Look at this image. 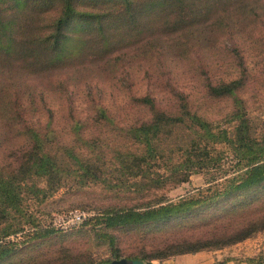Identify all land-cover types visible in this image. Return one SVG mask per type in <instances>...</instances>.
Listing matches in <instances>:
<instances>
[{
	"label": "rangeland",
	"instance_id": "374dc122",
	"mask_svg": "<svg viewBox=\"0 0 264 264\" xmlns=\"http://www.w3.org/2000/svg\"><path fill=\"white\" fill-rule=\"evenodd\" d=\"M168 1L71 0L77 14L58 29L63 0H19L14 8L0 0V174H17L35 133L52 153L67 147L81 161L66 164L52 193L32 192L46 190L44 179L21 183L18 211L2 226L17 230L4 238L20 250L12 264H108L114 251L160 264L186 255L153 259L166 242L202 236L209 217L226 215L218 206L185 208L171 223L102 225L106 213L196 199L240 174L237 159L219 146L211 151L215 169L187 170L203 140L185 128L161 134L158 149L134 169L140 150L134 126L149 117L136 100L149 97L168 111L185 97L203 121L228 133L238 101L256 135L264 134V0H205L200 8L181 0L196 15L183 25L177 16H186L184 8ZM170 2L176 16L160 14ZM140 3L143 14L133 20ZM234 80L240 81L234 95H207L210 86ZM184 175L183 183L168 181ZM75 212L83 221L62 227ZM201 253H215L214 264H264V231Z\"/></svg>",
	"mask_w": 264,
	"mask_h": 264
},
{
	"label": "trees",
	"instance_id": "16d2710c",
	"mask_svg": "<svg viewBox=\"0 0 264 264\" xmlns=\"http://www.w3.org/2000/svg\"><path fill=\"white\" fill-rule=\"evenodd\" d=\"M63 1L64 9L62 18L57 22L58 29L77 14L71 0ZM164 1L169 2L168 0H156L157 3ZM196 1L198 2L192 4L197 8L205 4V0ZM189 2L191 3L190 0ZM18 3L19 0H2L1 4H8L9 7L14 8ZM148 3H150V7L151 1H148ZM142 5L143 3L133 6L131 10L133 20L143 14L145 8ZM177 8L180 12L184 8L186 14L184 16L179 13L177 24L183 25L190 16L196 18L190 4L179 0ZM172 10L173 4L170 2L165 11H161L160 14L164 12L166 15L174 14ZM80 14L83 16V13ZM1 15L0 13V22L4 20ZM136 15L138 17H135ZM90 16L99 21L98 16ZM239 84L240 81L234 80L210 86L207 95L215 98L232 96L237 93ZM178 100L182 104L178 103L168 111L157 109L155 102L149 97L135 101L136 104L140 105V108L146 107L149 109V117L146 118V121L137 123L138 126H134L133 133L138 136L135 145L140 150L135 149L136 153L133 154V160L135 161L133 168L138 170L142 166L141 163H144V157L149 156L152 151L158 149L161 134L166 131L171 132L173 129L185 128L186 130H192L193 135L199 137L201 141L203 140L201 144L198 142L196 146V151H200L202 154L194 155V161H189L194 163L191 165V169L187 170L207 171L215 169V167L213 168V157L211 156L213 152L211 151H214V147L219 146L225 152L229 151L237 159L240 174L228 179L222 187L217 186L215 189L210 187L201 191L196 199L189 198L176 204L169 203L166 205H163V202H157L140 209V211L134 209L122 210L106 213L102 216V225L108 229H114L150 222L171 223L179 217L185 208L200 209L218 206L221 207L220 213H226L224 216L215 214L209 217L206 226L210 229L202 236L166 242L163 252L152 257L155 260H162L180 254L221 250L241 243L264 231V134L256 135L250 118L242 108H239L238 101L235 103L236 109L229 113L230 121L233 120L235 125L232 131L228 133L227 129L212 128L207 121H203L196 111H192L190 103L185 97H179ZM35 138L36 143L34 146L24 153L26 155H23L21 159L17 174H0V264H12L11 260L20 252L19 249H16L15 243L4 240L8 236L16 234L17 230L10 233L2 226L13 220L10 215L12 211H18L21 183L33 178L44 179L46 190L34 189L32 192L45 193V191H49L52 193L60 186L64 178L66 164L81 162L80 157L73 153L74 149L65 147L59 154L52 153L48 145L43 144L44 142L41 141L43 135L35 133ZM34 150L36 152H32ZM184 176L183 178L174 176L173 181H168L175 184L183 183L187 181V176ZM21 191L23 192V188ZM204 192L208 194L203 196ZM110 242L113 244L112 239H110ZM180 246H186V249L179 250ZM121 259L126 260L128 263L144 264L143 258H123L116 251H114V258L107 263Z\"/></svg>",
	"mask_w": 264,
	"mask_h": 264
},
{
	"label": "crops",
	"instance_id": "0c3cea01",
	"mask_svg": "<svg viewBox=\"0 0 264 264\" xmlns=\"http://www.w3.org/2000/svg\"><path fill=\"white\" fill-rule=\"evenodd\" d=\"M218 262V256L215 253H196L186 254L178 258L164 260L160 264H214ZM231 261H227L223 264H231Z\"/></svg>",
	"mask_w": 264,
	"mask_h": 264
},
{
	"label": "built area",
	"instance_id": "2783aa9c",
	"mask_svg": "<svg viewBox=\"0 0 264 264\" xmlns=\"http://www.w3.org/2000/svg\"><path fill=\"white\" fill-rule=\"evenodd\" d=\"M83 216L84 215L79 212L69 213L62 220L61 226L64 228H68V227H72L75 225H79L83 221Z\"/></svg>",
	"mask_w": 264,
	"mask_h": 264
},
{
	"label": "water",
	"instance_id": "95a60500",
	"mask_svg": "<svg viewBox=\"0 0 264 264\" xmlns=\"http://www.w3.org/2000/svg\"><path fill=\"white\" fill-rule=\"evenodd\" d=\"M109 264H129L126 260L124 259H121V260H118V261H113Z\"/></svg>",
	"mask_w": 264,
	"mask_h": 264
}]
</instances>
